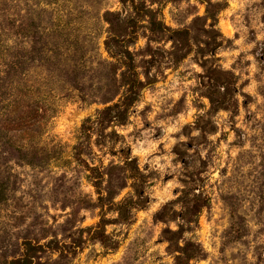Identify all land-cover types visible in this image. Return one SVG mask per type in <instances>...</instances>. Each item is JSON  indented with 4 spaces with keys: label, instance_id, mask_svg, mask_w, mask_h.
<instances>
[{
    "label": "rangeland",
    "instance_id": "obj_1",
    "mask_svg": "<svg viewBox=\"0 0 264 264\" xmlns=\"http://www.w3.org/2000/svg\"><path fill=\"white\" fill-rule=\"evenodd\" d=\"M0 264H264V0H0Z\"/></svg>",
    "mask_w": 264,
    "mask_h": 264
}]
</instances>
